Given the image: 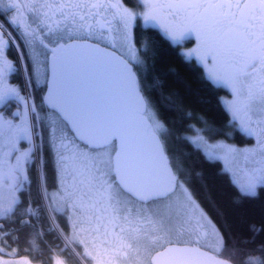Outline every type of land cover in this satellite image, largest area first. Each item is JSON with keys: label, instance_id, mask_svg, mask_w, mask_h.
I'll return each mask as SVG.
<instances>
[{"label": "snow or ice", "instance_id": "obj_1", "mask_svg": "<svg viewBox=\"0 0 264 264\" xmlns=\"http://www.w3.org/2000/svg\"><path fill=\"white\" fill-rule=\"evenodd\" d=\"M0 15V233L53 235L94 264H264V223L218 226L190 160L223 161L237 203L264 194V0H0ZM161 42L229 91L225 138L176 127L191 113L154 75Z\"/></svg>", "mask_w": 264, "mask_h": 264}, {"label": "trees", "instance_id": "obj_2", "mask_svg": "<svg viewBox=\"0 0 264 264\" xmlns=\"http://www.w3.org/2000/svg\"><path fill=\"white\" fill-rule=\"evenodd\" d=\"M130 6H135L130 2ZM4 18H0L2 22ZM7 28V26L5 25ZM155 33L156 30H150ZM191 42L187 43L190 44ZM161 55L154 75L163 80L164 86L168 92L179 93L186 110L191 113V117L184 122L177 121L176 127L184 131L188 124L196 127H203L200 121H207L218 130L217 138H225L224 132L230 131L225 128L228 119L223 105L222 96H228L229 91L225 88H218L204 76V69L194 59L185 61L176 51L168 48L166 43L161 42ZM23 89V82L20 70L16 72ZM148 83H152V77L148 78ZM37 97L40 95V89H35ZM153 97L159 103V94L153 91ZM160 110L165 119H173V113L160 105ZM227 140H233L239 145L248 144L250 138L241 133L235 132ZM178 149H185L184 145L178 144ZM190 160L196 171L202 172V183L206 185V190L201 187V180L197 179L194 187L202 199L211 200L216 208L221 210L222 215L217 216L212 206L206 204L207 210L214 221L222 229H227L233 237L245 236L249 232V225L260 226L264 223V194L253 199H244L236 202L238 195L236 188L230 183V177L222 172V163L220 161H207L202 155L192 153ZM53 182V172L49 166V183ZM61 228L65 229L63 221ZM5 231L8 232L6 238L11 247L16 248L14 256H28L32 261H41L43 264H53L54 252L59 251L63 242L56 239L53 235H45L44 242L34 236L31 229H19L16 224H5ZM259 240L260 237H257ZM64 255L69 258L70 253L66 249ZM69 255V256H68ZM84 259V256L81 255Z\"/></svg>", "mask_w": 264, "mask_h": 264}, {"label": "rangeland", "instance_id": "obj_3", "mask_svg": "<svg viewBox=\"0 0 264 264\" xmlns=\"http://www.w3.org/2000/svg\"><path fill=\"white\" fill-rule=\"evenodd\" d=\"M194 46L195 45H194L193 42H191L190 44H185V48L186 49L187 48H192ZM9 52H11V56L9 55V58L15 60L16 59V51H15V49H10ZM21 77L23 79V84H24L25 74H24V72L22 70H21ZM9 80L11 81L10 77H9ZM228 94H229L228 96H222L221 98L231 99L230 93H228ZM227 142L236 144L239 147L250 146L251 144L255 143V141L252 140V139L250 140V142H248V144H243V145H239L236 142H234L233 140H227ZM220 162L222 163V167H223V161H220ZM6 235H8L7 231H4V232L0 233V247H3V249H5L8 252V254H10V255H6L5 256V255L0 254V261H7L8 264H23L24 261H29L30 264H43L41 261H38V262L32 261L30 259V257H28V256H23V255L12 256V255H16L15 254L16 253V248L15 247H11L8 244V240L6 238ZM209 243H211L210 240H209ZM63 247H64V244L62 245L61 248H63ZM71 248H74L76 252H80L81 254L83 253L82 247H76L75 245H72ZM60 249H59V251H55L54 252V259H55L56 256H60V258L65 259L67 261V264H94V261H92L91 257H84V259H83L82 257H77L75 255H72L71 249H67L69 251V253H70V256L68 255L69 256V258H68V257H66V255H64V253H62L60 251ZM53 264H54V260H53Z\"/></svg>", "mask_w": 264, "mask_h": 264}, {"label": "flooded vegetation", "instance_id": "obj_4", "mask_svg": "<svg viewBox=\"0 0 264 264\" xmlns=\"http://www.w3.org/2000/svg\"><path fill=\"white\" fill-rule=\"evenodd\" d=\"M9 15H11V14H9ZM0 18L2 19V18H4V16L0 15ZM8 55L11 56V52H8ZM15 75H16V72L10 76L11 81L9 80V83L16 84V85L21 87L20 80H19L18 76L15 77ZM65 229H67V227ZM66 232H68V229L66 230ZM0 248L2 249V251L0 252L2 255H10V254H8V252L5 249H3V247H0Z\"/></svg>", "mask_w": 264, "mask_h": 264}, {"label": "water", "instance_id": "obj_5", "mask_svg": "<svg viewBox=\"0 0 264 264\" xmlns=\"http://www.w3.org/2000/svg\"><path fill=\"white\" fill-rule=\"evenodd\" d=\"M1 250V249H0Z\"/></svg>", "mask_w": 264, "mask_h": 264}]
</instances>
